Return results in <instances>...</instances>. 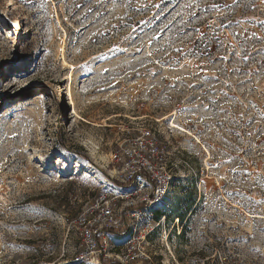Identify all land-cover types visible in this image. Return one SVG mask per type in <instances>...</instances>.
<instances>
[{"label":"rangeland","instance_id":"rangeland-1","mask_svg":"<svg viewBox=\"0 0 264 264\" xmlns=\"http://www.w3.org/2000/svg\"><path fill=\"white\" fill-rule=\"evenodd\" d=\"M101 194L130 262L75 261ZM216 261L264 264V0H0V264Z\"/></svg>","mask_w":264,"mask_h":264},{"label":"built area","instance_id":"built-area-1","mask_svg":"<svg viewBox=\"0 0 264 264\" xmlns=\"http://www.w3.org/2000/svg\"><path fill=\"white\" fill-rule=\"evenodd\" d=\"M152 148H156L159 150L161 146L157 144V141H153L150 139L146 144H141L140 148L135 149L134 153H132V151H129L128 156L130 158L128 157V160L130 166L133 168H137V172L135 173V175H138L139 172V175H142V178H144V176L141 173H144L146 175L147 167L143 165L144 163L140 160L136 162L137 164L135 165L133 162L137 159L147 160L148 162H151L149 161L151 155L146 153L148 151L151 152ZM154 175L156 179H153V183L151 184L152 194H149V196H146L144 198V202L148 204V207H146V209L167 197L169 185L172 179L168 174H158L155 172ZM131 196L132 195H129L128 197ZM107 197V195L103 194L98 196L78 217L77 224L80 235V245L79 250L75 253V261L77 262H89L95 257H98L100 259L102 255L104 257H116L119 260H121L122 257H125L127 259V262L135 259L133 256H131V252L129 253V250L128 254L127 252H120L117 250L119 244H117V240L113 236L114 234L110 233L109 231L120 227V225L122 224L121 217H119L116 213L114 206L107 201ZM133 203L134 202H132V204ZM142 214V212H139L137 214H133L132 216ZM160 222L161 220H153L154 225H152L151 223H147L145 226H143L142 231L140 232V238L144 241V243H148L149 241H151L154 232L159 226ZM133 239L134 237L130 238L127 247H133V245L135 244ZM137 257H142L143 260H151L150 255H148L146 252H141L139 255L137 254Z\"/></svg>","mask_w":264,"mask_h":264},{"label":"trees","instance_id":"trees-1","mask_svg":"<svg viewBox=\"0 0 264 264\" xmlns=\"http://www.w3.org/2000/svg\"><path fill=\"white\" fill-rule=\"evenodd\" d=\"M159 213H160V212H157V216L155 217L156 220H160V214H159ZM208 264H210V263H208ZM213 264H219V262L216 261V262H214Z\"/></svg>","mask_w":264,"mask_h":264},{"label":"bare ground","instance_id":"bare-ground-1","mask_svg":"<svg viewBox=\"0 0 264 264\" xmlns=\"http://www.w3.org/2000/svg\"><path fill=\"white\" fill-rule=\"evenodd\" d=\"M70 80H71L70 85H72V76L70 77ZM70 87H72V86H70ZM70 89H72V88H70Z\"/></svg>","mask_w":264,"mask_h":264}]
</instances>
